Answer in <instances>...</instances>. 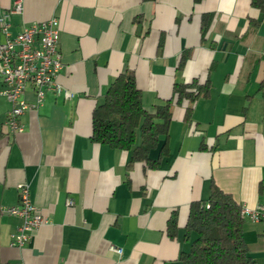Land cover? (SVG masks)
Listing matches in <instances>:
<instances>
[{"label": "crops", "instance_id": "1", "mask_svg": "<svg viewBox=\"0 0 264 264\" xmlns=\"http://www.w3.org/2000/svg\"><path fill=\"white\" fill-rule=\"evenodd\" d=\"M15 0H0V15ZM13 31L59 18L64 93L5 124L0 95V264H177L190 204L216 185L243 206L264 203V14L250 0H23ZM203 13L213 22L202 38ZM261 19L260 25L250 20ZM161 39H163L162 44ZM190 57L179 69L185 50ZM135 71L145 108L171 99L176 82L209 79V97L173 107L167 155L157 169L129 165L130 151L94 142L93 111L115 78ZM25 97L32 103L33 93ZM27 184L47 223L13 246L22 219L7 208ZM69 200L74 204L69 205ZM178 212L176 237L167 232ZM251 255L264 264V221L245 217ZM122 248L121 255L110 249Z\"/></svg>", "mask_w": 264, "mask_h": 264}, {"label": "trees", "instance_id": "2", "mask_svg": "<svg viewBox=\"0 0 264 264\" xmlns=\"http://www.w3.org/2000/svg\"><path fill=\"white\" fill-rule=\"evenodd\" d=\"M202 1L194 0V3ZM250 1L264 14V0ZM213 17V13L202 15L203 39L210 30ZM250 22L258 26L262 20L251 19ZM189 57L190 50L187 49L180 57L179 69L184 68ZM210 93L209 79L176 82L171 99L159 104L152 113L143 104L135 71L127 69L115 78L96 104L91 139L102 145L130 151L129 165L143 162L149 168L157 169L168 153L167 144L163 145L157 159L151 157V152L159 147L162 139L168 140L173 107L184 105L185 120L191 123L194 105L199 99L209 97ZM2 135L0 131V138ZM242 210L243 205L231 193L216 185H213L207 200L193 201L185 227V239L191 240V247L181 253L177 264H258L244 237L245 217ZM178 225V212H174L167 226L171 237L177 236Z\"/></svg>", "mask_w": 264, "mask_h": 264}, {"label": "built area", "instance_id": "3", "mask_svg": "<svg viewBox=\"0 0 264 264\" xmlns=\"http://www.w3.org/2000/svg\"><path fill=\"white\" fill-rule=\"evenodd\" d=\"M23 9V0H15L0 15V95L11 105L5 124L18 133L25 130L21 116L26 111L40 107L48 93L60 95L65 91L58 80L64 68L59 18L30 22L14 32L12 18L14 14H22ZM29 90L34 95L32 103L25 97ZM18 188L19 203L6 209L22 219L13 236V246H23L31 239L32 232L48 221L33 203L29 186L19 184ZM72 204L73 200H69V205ZM242 214L254 221H264V203L255 209L243 206ZM110 249L120 255L123 251L114 245Z\"/></svg>", "mask_w": 264, "mask_h": 264}]
</instances>
